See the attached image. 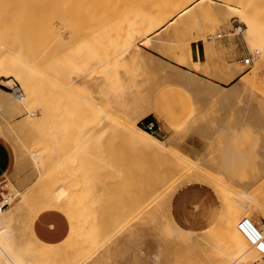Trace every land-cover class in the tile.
I'll use <instances>...</instances> for the list:
<instances>
[{
	"label": "rangeland",
	"instance_id": "obj_1",
	"mask_svg": "<svg viewBox=\"0 0 264 264\" xmlns=\"http://www.w3.org/2000/svg\"><path fill=\"white\" fill-rule=\"evenodd\" d=\"M169 1L182 10L142 45L140 31L168 0H0L2 54L21 63L32 60L29 70L40 95L30 116L38 126L29 132L21 120L30 110L15 112L18 101L10 86L17 83L24 93L23 88L18 80L0 76V89L8 93L0 128L21 150L16 181L12 145L5 140L10 163L0 180L14 183L16 190L28 186L23 206L9 220L10 241L19 254L36 249L42 264H64V259L71 264L85 253L90 264L260 260L254 250L242 253L232 245L228 231L236 225L222 211L233 205V192L220 184L256 190L264 181V94L241 81L260 49L233 6L245 4L264 19V0ZM207 3L225 7L226 19L214 22L203 10ZM209 32L222 34L214 39L216 50L209 49ZM197 44L204 51L200 58ZM253 50L257 55L249 66L239 61ZM123 122L143 131L145 123L154 122L157 128L149 134L166 147L133 142L127 138L132 129ZM30 150L40 158L39 179L27 157ZM61 183L68 190L58 201L64 207L57 209L46 201ZM178 194H183L179 205ZM211 205L219 216L205 230ZM44 209L68 218L67 236L72 234L75 248L63 259L57 252L67 245V236L46 244L33 235V219ZM168 210L181 226L205 231L172 234ZM44 217L36 219V230H49L48 239L60 240L67 229L64 217Z\"/></svg>",
	"mask_w": 264,
	"mask_h": 264
},
{
	"label": "bare ground",
	"instance_id": "obj_2",
	"mask_svg": "<svg viewBox=\"0 0 264 264\" xmlns=\"http://www.w3.org/2000/svg\"><path fill=\"white\" fill-rule=\"evenodd\" d=\"M94 1H97V0H94ZM162 5H164V4H162ZM174 5H175L174 2H171L168 0V2H166V4L164 6H162L161 8L158 6L159 9L155 10V14L152 13L154 15L149 17V19L147 20V23H146L147 25H145L147 27L144 26L145 29L141 30L140 34H139L140 39L142 40V42H141L142 45L146 44V42L151 39L150 37H148L149 34L158 30L161 26H163L166 23V21L169 18L174 16V14H178L179 10H182L181 8L179 10H177V9L175 10V8H173ZM233 6L235 7L236 10H238L239 12L242 13L243 17L246 18V20H247L246 23L249 26L248 27L249 28V39L251 41H253L254 44L260 49V57L259 56H258V58L254 57L255 63L252 65L251 71L249 73L245 74L243 77H241V81L246 85H250L253 88L258 89L259 91H261L264 94V75L261 78L258 75L260 73V69L264 70V27L261 28V26H259L257 24V21L261 20L262 22H264V19H261L260 17H256L245 6V4L235 2V3H233ZM205 7H207V8L203 9V10H206L208 12V14L214 20V22L217 23L219 21H223L226 19V15H227L226 10L227 9L225 7H223L222 5L214 4V3H207V5ZM233 30L238 33L240 31V27H236ZM224 32L225 31H223V33ZM9 34H10V32H9ZM226 35H227V33H226ZM221 36H222L221 32L215 33V35H214V32H209L206 34V39H209L210 43H212V45H210L209 49L216 50L218 48L217 45L215 44L214 39H215V37H221ZM10 37H11V35H10ZM161 40L162 39L160 38V41ZM4 43H3V52H4V50L7 51L4 47L6 44H4ZM127 43H128L127 45H129V44H133L134 42L131 41L129 43L127 41ZM7 45L10 46V44H7ZM124 46H125V44H124ZM13 50L17 52L16 49H13ZM8 52L9 51H7V54H8ZM251 53H253V56L257 55L256 50H253ZM1 54H2V50H1ZM16 54L17 53H14V55H16ZM14 55L12 56L13 58H14ZM16 56L18 58L20 55H16ZM22 59H24V57H22ZM258 60L262 61V63L260 62L261 63L260 64ZM31 61L32 60H30V59L27 60L25 58L24 59L25 63H21V61L19 62V61L13 60V59L9 58L8 55H5V54H2L0 56V76L12 77V78L18 80L21 87L24 90V93H23L20 86L17 83H13V85L10 86V88L12 90L11 94H13L12 95L13 99L18 101L14 107L15 112H17V113L20 112L21 107L28 108L30 110L28 113V116H25L21 120L22 125L29 132H33L34 130H36V128L38 126L37 120L31 119L30 116H32L34 114L32 112L33 108L38 107L37 103L39 102V96H40L39 95V89H38L37 85L34 83V77H32V73L30 71L32 68V67L31 68L29 67V65L32 64ZM34 61H36V60L34 59ZM252 62H253V58H252ZM33 66H34V64H33ZM262 73L264 74V72H262ZM11 81L12 80H7L6 82L8 84V82H11ZM14 85H16L19 88V90L21 91V96H19L17 94V92L14 91V89H15ZM7 94L8 93L6 91L0 90V109H2V107L5 106L4 95L6 96ZM83 98L86 99L85 97H83ZM41 111H42V109H41ZM43 112L46 113L45 110H43ZM123 123H124V126L130 127L132 129L131 132H129L130 135H128L127 138H129L133 142H140L141 144L151 145L154 147H162V148L166 147L164 143L159 141L156 137H153L152 135H150L149 134L150 132H148L147 130L144 129L148 133L143 131V130L137 129L136 127L131 126L127 122L126 123L123 122ZM0 137L3 138V140L8 141L12 145L13 152H14V161H15L13 169H15V179L17 181L18 180L17 174L19 175V171H20L19 167H20V152H21V150L19 151V146L14 142V140L10 136V134L6 130H3L2 128H0ZM42 140H43V137H42ZM22 145L25 146L24 144H22ZM225 148H226V146H225ZM27 154H28L27 157H28V160L30 161V164L35 168L36 173H37L35 179H39L41 177L40 166L38 164V161H40L39 160L40 158H39V156H36V154L31 150L28 151ZM223 154L227 155L228 153L227 154L223 153ZM226 159L228 160V158H226ZM196 167H197V165H196ZM197 170L199 171V170H201V168L197 169ZM208 173H209V171H208ZM209 174H207V175H209ZM183 175H184V173H183ZM200 176H202V175H200ZM210 176H212V175H210ZM191 179H193V177ZM199 179H200V177H199ZM218 179L219 178H217V181H218ZM193 180H195V179H193ZM202 180H203V178H202ZM5 181H6V179H5ZM229 181H232V180H229ZM227 183L221 182L220 185H222V187L224 186L223 188H228V189L231 188V190L233 192V196L231 198V204H233V205H231L229 208L222 211V212H224L223 216H225V218L228 221H230L232 224L236 225V227L234 229H230L228 231L230 241H231L232 245L234 247H236L238 250H241L242 253L250 252V251L254 250L255 253H257L259 259H261L263 257L260 255V253L254 248V246L251 244V242L248 240V238L244 234H242V232L239 231V229L237 228V219L240 218L239 222L243 219H247L256 225H260L262 222H264V181L262 184L256 185L257 186V189L255 188L256 190H253V189L246 190L243 188L241 189V188L235 187L234 185H229L228 181H227ZM5 185H6L8 194L10 195V200H9L8 205L2 211H0V264H42V262L38 261V260L43 258L42 253L40 251L33 249V248H29L26 253H24L22 251V254H19L16 251V249L14 248V246L12 245V241H10V238H12L14 236V233L12 232L10 224H9L10 216H14V214L16 213V210H18L19 207L23 206V203L25 201L23 190L26 189L28 186L27 187L21 186L20 190H16L15 189L16 185L12 182H10V185L8 184V182ZM259 186L261 187V189ZM215 188H217V187H215ZM67 190H68V184L61 183L60 185H58L56 188L53 189L49 199H47V201H46V204L56 206L55 208H57V209L64 207V206H60L61 202H58V201H59V199L62 198V196H64L67 193ZM224 191H227V190L225 189ZM220 196H222L221 192H220ZM16 197H18L17 200H16ZM221 204H222V202H221ZM224 205H225V203H224ZM228 205H230V204H228ZM220 210H222V208H220ZM168 229L174 235H177L179 233H185V234L191 235V236H197L198 235L196 232L182 230V229L178 228L176 225H174L173 228L169 227ZM103 237H104V235H103ZM104 240H107V239H104ZM104 240H103V242H104ZM63 241H65V243L67 245L62 246V248L59 246L61 252L59 253V250H58L57 254L60 256V259H63L65 257H67L68 255L72 254L73 249L75 248L74 245H72V241H73L72 234L71 235L69 234L67 236V238ZM74 243H75V241H74ZM59 247H58V249H59ZM92 248H90V250ZM55 249H56V247H55ZM86 254L87 253L83 254V256L79 255L80 257L78 256L77 258H74L75 260L73 259L71 264H90V263H88L89 259H88V256H86ZM60 259H59V261H60ZM68 260L70 261V259H68ZM63 261H64V264L68 263V262L65 263L66 259H64ZM230 262L232 264H246L239 257L230 258ZM61 263H63V262H61Z\"/></svg>",
	"mask_w": 264,
	"mask_h": 264
},
{
	"label": "crops",
	"instance_id": "obj_3",
	"mask_svg": "<svg viewBox=\"0 0 264 264\" xmlns=\"http://www.w3.org/2000/svg\"><path fill=\"white\" fill-rule=\"evenodd\" d=\"M202 51H203V47H202V49H200L199 44H197V54H198L199 58L201 56V53L204 52V51L203 52ZM0 90H3V89H0ZM3 91H5V90H3ZM0 139L2 140V141L0 140V177H3L5 175V173H6V170H7L8 166H9V163H10V155H9L8 148L6 146V144H8V143L5 140H3L2 138H0ZM8 145L10 146V144H8ZM10 148L12 150V163H11V166L14 167V162H15L14 161V152H13V149H12L11 146H10ZM182 196H183V194H178V196L176 197L175 203H177L179 205L180 202H181ZM168 211H169V219H170V222L172 224L176 225L180 229H183L185 231H192V232H204L205 230H207L215 222V220L219 216V214L217 216V206L211 205L209 207V212L207 213L208 226L206 227V229L204 231L203 230L201 231V230L195 229L193 227H183V226H181L174 219V217L172 215V212L170 210H168ZM42 215H45V217L42 218L43 220H45L46 218L51 217V218L54 219V221H57L58 215L64 217V219L66 220V223H67V229H66L65 235L60 240L51 241L50 239H48L50 237V235H51L50 234L51 231H49V230H46V229H43V228H39V230H36V228H35L36 219L39 216H42ZM48 226H49V228L54 229V224L53 223H49ZM38 231H39V233H38ZM32 232H33V235L39 241H41L43 243H46V244H57V243L61 242L67 236V234L69 232V221H68V218L63 212H61L59 210H56V209H44V210L40 211L35 216V218L33 219ZM41 235L43 236V238L41 237ZM168 258H170V257H168ZM253 264H264V258L254 262Z\"/></svg>",
	"mask_w": 264,
	"mask_h": 264
},
{
	"label": "built area",
	"instance_id": "obj_4",
	"mask_svg": "<svg viewBox=\"0 0 264 264\" xmlns=\"http://www.w3.org/2000/svg\"><path fill=\"white\" fill-rule=\"evenodd\" d=\"M256 54V53H255ZM253 53H248L246 56L241 58L239 61L244 65L249 66L252 63ZM14 91L17 92L19 96H21V91L19 88L14 85ZM143 128L150 133H153L157 126L154 122H147L143 125ZM10 195L8 194L5 179L0 180V211H2L9 203ZM237 228L239 231L244 234L254 248L260 253V255L264 258V222L260 225H256L250 222L247 219H243L237 224Z\"/></svg>",
	"mask_w": 264,
	"mask_h": 264
}]
</instances>
